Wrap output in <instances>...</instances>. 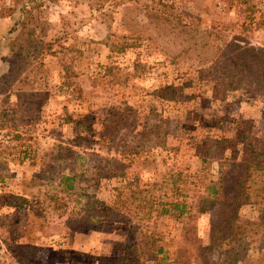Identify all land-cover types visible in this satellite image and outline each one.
<instances>
[{"label": "rangeland", "instance_id": "374dc122", "mask_svg": "<svg viewBox=\"0 0 264 264\" xmlns=\"http://www.w3.org/2000/svg\"><path fill=\"white\" fill-rule=\"evenodd\" d=\"M21 1L0 0V76L8 69V31ZM255 1L258 11L238 43L264 53V0ZM226 3L56 0L33 10L30 22L41 29L43 44L27 66L0 81V264H98L133 252L148 258L145 264H159L151 259V242L164 250L156 258H172L186 244L187 223L209 243L216 207L179 221L140 218L114 201L125 198L126 178H151L152 191L161 193L162 176L171 171L182 170L191 181L200 173L214 178L220 158L227 164L235 154L241 162L255 147L264 150V94L249 91L246 80L228 87L231 75L204 76L189 49L199 29L212 24H224L209 35L213 47L219 28L229 37L241 29L243 15ZM150 10L193 27L168 35L159 21L149 22ZM123 35L133 46L111 50ZM110 167L118 174L101 170ZM59 174L76 175L80 195L59 191ZM201 189L189 185V193ZM80 206L85 212L78 213ZM239 213L262 217L250 202ZM237 264H264V245L251 246Z\"/></svg>", "mask_w": 264, "mask_h": 264}, {"label": "trees", "instance_id": "16d2710c", "mask_svg": "<svg viewBox=\"0 0 264 264\" xmlns=\"http://www.w3.org/2000/svg\"><path fill=\"white\" fill-rule=\"evenodd\" d=\"M45 1L56 0L21 1L19 17L8 31L7 39L11 56L7 58V71L0 76L1 82L6 81L5 76L11 75L17 67L27 66L26 62L29 58L37 56L36 52L43 44L42 33L41 29L37 31V26L34 22H30V18L34 16L33 10L38 9ZM226 2L228 7H237L243 15L241 29L229 37V34L221 35L222 28H219L217 33L215 32L220 39L217 47L209 45V35L213 34L218 26L224 24H212L210 27L199 29L201 36L196 38L194 35V40L189 44V49L193 50V59L196 58L202 65L203 68L200 67L202 74L206 71L204 76H212L216 72L220 76L231 75L232 81L227 83L228 87L235 88L234 82L246 80L249 91L264 94V53L258 52L249 45H240L237 35L250 28L251 21L258 11L257 3L255 0H226ZM148 16L150 23L151 19L159 21L157 26L165 27L168 35L175 31L186 35L193 27L192 22L184 21L183 18L175 15L163 13L151 15L150 10ZM185 17L193 19L190 14ZM193 22L197 24L199 20L195 19ZM120 38L121 43L109 45L111 50L124 51L126 47L133 46L132 43H125L126 36L123 35ZM147 38L151 40V35ZM63 49L69 52L72 47H63ZM62 61L64 74H70L68 64L64 59ZM233 156L231 157L233 160L227 164L221 158L219 159L214 178H208L200 173L195 174V180L191 181L192 177L183 173L182 170L167 173L162 176L164 180L161 186H165L166 189L163 188L161 193L152 191L151 178L146 180L139 178L136 183L132 179H125L127 193L123 200L120 199V195H117L114 201L115 207H118L120 203L123 208L127 203L134 208V213L140 218H149L151 214H155L156 216L170 215L176 220L186 221L195 218L198 212L217 208L215 220L210 226L208 244L201 242L196 225L187 223L183 225V237L186 244L179 245L172 258H168L167 255L156 258L164 250L151 242L152 260H156L159 264H237L246 258V252L251 246L264 245V150L259 146L255 147L241 162H236ZM101 170L108 177L118 174L112 167ZM119 174L124 177L126 175L124 171H120ZM75 179L74 174H59L57 183L59 191L67 195H80L76 191ZM190 183L196 186L201 185L202 189L196 193H189ZM167 191L170 196L164 199L163 195H166ZM247 202L261 207V218L252 219L240 215V206ZM22 207L23 204H20V208ZM81 211L85 212V207L80 206L78 213ZM102 221L103 218L99 222ZM126 250L128 251V247ZM126 255L105 257L100 259L98 264H145L148 259L144 255V258H141L140 252Z\"/></svg>", "mask_w": 264, "mask_h": 264}]
</instances>
